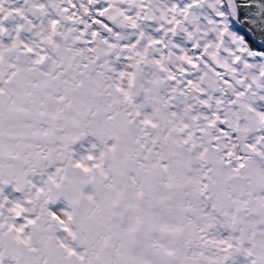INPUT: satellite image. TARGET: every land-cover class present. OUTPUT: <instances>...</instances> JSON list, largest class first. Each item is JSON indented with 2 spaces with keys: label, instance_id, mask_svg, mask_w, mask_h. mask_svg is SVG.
Wrapping results in <instances>:
<instances>
[{
  "label": "snow or ice",
  "instance_id": "6c2138e0",
  "mask_svg": "<svg viewBox=\"0 0 264 264\" xmlns=\"http://www.w3.org/2000/svg\"><path fill=\"white\" fill-rule=\"evenodd\" d=\"M0 264H264V0H0Z\"/></svg>",
  "mask_w": 264,
  "mask_h": 264
}]
</instances>
